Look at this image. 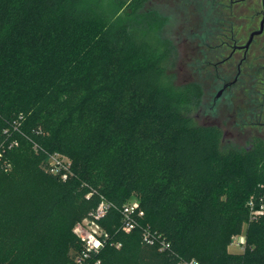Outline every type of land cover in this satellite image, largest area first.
<instances>
[{
    "label": "trees",
    "instance_id": "trees-1",
    "mask_svg": "<svg viewBox=\"0 0 264 264\" xmlns=\"http://www.w3.org/2000/svg\"><path fill=\"white\" fill-rule=\"evenodd\" d=\"M198 1L214 17L204 39L237 42L223 1ZM146 2L0 0V263L72 264L74 226L103 201L101 264H264V213L244 251H228L250 199L264 201V142L225 150L220 127L196 122L202 86L174 83L176 47ZM54 152L71 160L66 180L46 166ZM133 197L144 215L127 232ZM146 227L169 248L145 241Z\"/></svg>",
    "mask_w": 264,
    "mask_h": 264
},
{
    "label": "rangeland",
    "instance_id": "rangeland-1",
    "mask_svg": "<svg viewBox=\"0 0 264 264\" xmlns=\"http://www.w3.org/2000/svg\"><path fill=\"white\" fill-rule=\"evenodd\" d=\"M222 1L223 5L231 4L230 0ZM198 3V0L146 2L147 9H155L165 16L158 37L169 40L176 47V55L170 69L174 83L201 84L203 96L201 106L195 114L196 122L219 126L223 133V149L242 150L248 148L257 138L264 142V32L256 36L250 45L242 78L220 92L222 85L217 75L224 71L227 64L225 67L221 64L216 67L215 62L226 57L231 48L224 47L225 51L213 53L211 42L214 39L210 37L205 40L202 31L214 17L203 12ZM201 4L202 6L205 4L203 0ZM219 5L217 6L222 11L221 20H224V15L229 13V9L222 7L221 3ZM231 9L236 22L237 43L243 44L248 40L250 32L259 28L264 10L262 0L234 2ZM242 55L243 51L237 52V56L233 58L234 65ZM233 79L234 77L229 78L228 81ZM131 201L137 199L133 197ZM246 228L247 225H244L242 231L231 238L229 252L244 251L240 242L245 239Z\"/></svg>",
    "mask_w": 264,
    "mask_h": 264
},
{
    "label": "built area",
    "instance_id": "built-area-1",
    "mask_svg": "<svg viewBox=\"0 0 264 264\" xmlns=\"http://www.w3.org/2000/svg\"><path fill=\"white\" fill-rule=\"evenodd\" d=\"M47 168L51 173L58 174L62 179H68L72 174L71 160L60 152H54L49 155ZM250 209L249 221L257 219L264 213V201L257 202L255 198H251L248 202ZM108 204L101 202L96 210L83 220L76 223L74 232L79 238L80 248L74 255L72 264H101V253L103 248L110 243V235L101 225L100 220L105 215ZM123 215V229L127 232L136 228L138 219L144 215V210L140 207L138 201H132L125 204L121 209ZM144 240L149 243H158L161 250L169 248L168 241L162 238V235L153 231L150 227H146L143 231ZM245 249V239L240 242ZM113 244V243H112ZM121 244L117 243L119 247ZM2 264V263H0ZM7 264V263H6ZM182 264H202L196 259H184Z\"/></svg>",
    "mask_w": 264,
    "mask_h": 264
},
{
    "label": "flooded vegetation",
    "instance_id": "flooded-vegetation-1",
    "mask_svg": "<svg viewBox=\"0 0 264 264\" xmlns=\"http://www.w3.org/2000/svg\"><path fill=\"white\" fill-rule=\"evenodd\" d=\"M230 1H231L230 2L231 3L230 8H232V3H234V2L243 3L246 0H230ZM222 7H226V6L225 5H222ZM231 10L229 11V13H226L224 15V20H226V18H229V19H231V20L234 21V19H233L234 18L233 17L234 14H233V12ZM263 12H264V10H263ZM262 16H263V13H262ZM261 19H262V17H261ZM260 22H261V20H260ZM259 27H260V25H259ZM256 29H258V28H255L252 31H254ZM263 32H264V28H263V31L260 34H262ZM260 34H258V35H260ZM258 35H256V36H258ZM254 38H253L252 42L254 41ZM252 42L250 43V45L252 44ZM245 43L239 44L236 41H234L233 44L230 43L229 46L231 48V51L229 52V54L226 57L222 58L221 60H217L215 62L216 63L215 66L216 67H218L220 64H221V66H224L225 67V64H227L226 67H229L230 66V69L231 70H233L235 68V66L237 68V73L234 76L233 81H228V80H225V82L222 81L226 77V75H227L226 72H227L228 68L225 67L224 71H221V72L218 73L217 78L219 80V83L221 82V85H222V88L220 89V92H223L227 87L231 86L234 82H236L238 80V75L241 72V66H242L243 62L247 60V54H248V51H249V48H250V45L248 47H240L241 45H244ZM211 47H212L211 49H213L212 50L213 53H216L217 51H220V52L225 51L224 47L221 46V44L212 45ZM238 51H243V55H242L241 59H239L238 62L235 63L237 65H234L233 58H235V56H237V52ZM209 63H211V61H209Z\"/></svg>",
    "mask_w": 264,
    "mask_h": 264
},
{
    "label": "water",
    "instance_id": "water-1",
    "mask_svg": "<svg viewBox=\"0 0 264 264\" xmlns=\"http://www.w3.org/2000/svg\"><path fill=\"white\" fill-rule=\"evenodd\" d=\"M262 6H263V9H264V0H262ZM263 28H264V12H263V16H262V19H261V22H260V27L258 29H256V30L252 31L250 33L249 38L246 41V43L244 45H241L240 47H248L250 45V43L252 42L253 38L263 31Z\"/></svg>",
    "mask_w": 264,
    "mask_h": 264
}]
</instances>
